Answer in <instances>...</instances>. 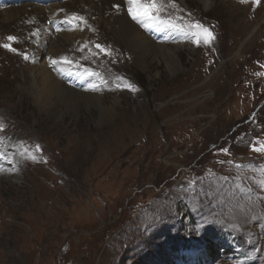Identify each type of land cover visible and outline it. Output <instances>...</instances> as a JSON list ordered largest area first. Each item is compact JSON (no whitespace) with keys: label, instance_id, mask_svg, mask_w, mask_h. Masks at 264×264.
Wrapping results in <instances>:
<instances>
[{"label":"rangeland","instance_id":"1","mask_svg":"<svg viewBox=\"0 0 264 264\" xmlns=\"http://www.w3.org/2000/svg\"><path fill=\"white\" fill-rule=\"evenodd\" d=\"M174 2L161 16L182 30L135 22L176 59L84 45L59 61L77 92L52 97L56 115L20 88L34 33L0 37V264H264V0ZM94 73L99 99L84 94Z\"/></svg>","mask_w":264,"mask_h":264},{"label":"bare ground","instance_id":"2","mask_svg":"<svg viewBox=\"0 0 264 264\" xmlns=\"http://www.w3.org/2000/svg\"><path fill=\"white\" fill-rule=\"evenodd\" d=\"M201 1L207 4L210 0ZM20 4L19 6H9L10 4L0 3V37H9L16 31L15 36L22 42L25 41L27 31L36 33L31 42L35 44L36 48L38 47L37 55L29 56L31 59L20 62L21 65L16 68V71L20 76L21 90L30 95L42 113L56 115L51 102L52 97H57V101L60 102L63 96L74 97L77 91L59 79L57 74V68L60 66L59 61L68 53H74L76 50L81 52L82 46L89 45L93 41H99L105 45H117L116 41L120 44L123 43L122 48L126 52L124 58L134 66L141 67L146 55L158 52L162 55L168 54L173 59L177 58L176 51L171 47L155 42L150 36L140 31L139 26L128 13L127 0H70L58 3L56 6H38L29 2ZM73 14L93 19L90 22V27L88 22L85 24L83 21L73 20ZM54 18L62 20L70 18L69 20L77 22L78 26L73 30L66 28L54 31L58 27L56 26L53 30L52 26L54 25L48 23L50 19ZM26 19L29 23L21 24V21ZM31 21L38 23L39 28L36 27L35 30ZM45 49L48 54L45 61H48L41 62L39 57ZM31 51L33 48L27 50V53L30 55ZM53 60L57 63L49 62ZM92 77H94V85L97 90L94 91L90 87L84 94L88 98L94 95L93 98L99 99V88L103 79L99 73H94ZM0 154L3 156L1 150Z\"/></svg>","mask_w":264,"mask_h":264},{"label":"snow or ice","instance_id":"3","mask_svg":"<svg viewBox=\"0 0 264 264\" xmlns=\"http://www.w3.org/2000/svg\"><path fill=\"white\" fill-rule=\"evenodd\" d=\"M255 2L259 3V0H255ZM167 3H171L173 7H176L174 0H127L128 13L133 20H136L141 23L145 21H152L154 24H163L165 27H172L176 30H182L178 24L173 23L171 17L162 18L161 13L166 10ZM117 8H119V5H117ZM72 19L80 20L86 23V20H84L83 17L77 16L76 14H73ZM145 26L147 27L150 25L146 24ZM189 32L197 43L201 42L202 40L204 43L207 44L211 43V41L215 39L214 33L209 28H206L203 24H200L199 22L189 25ZM35 34L36 33H34V35ZM7 39L9 41H12L15 40L16 37L9 36ZM3 46L5 48H10V50L12 51H16V49L11 48L9 44H5ZM97 47L99 48L100 45H97ZM27 58V55H25V59ZM61 59L64 62L71 63V61H69L67 57H62ZM52 63L56 64L57 61L53 60ZM117 79L120 80L121 78L118 77ZM117 86L119 87L120 85L118 84ZM124 86L130 88L133 91L136 90L135 86L129 83H125ZM91 87L92 90H97L95 85H92ZM3 128L4 125L0 123V131H2ZM38 148L39 146L37 145V149ZM33 159H35V157H33Z\"/></svg>","mask_w":264,"mask_h":264}]
</instances>
